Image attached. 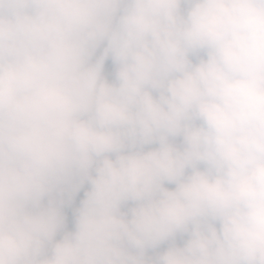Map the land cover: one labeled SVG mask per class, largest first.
<instances>
[{"label": "clouds", "instance_id": "obj_1", "mask_svg": "<svg viewBox=\"0 0 264 264\" xmlns=\"http://www.w3.org/2000/svg\"><path fill=\"white\" fill-rule=\"evenodd\" d=\"M0 264H264V0H0Z\"/></svg>", "mask_w": 264, "mask_h": 264}]
</instances>
